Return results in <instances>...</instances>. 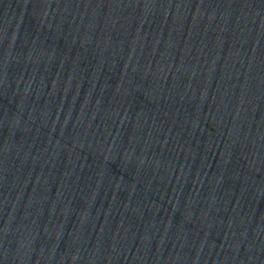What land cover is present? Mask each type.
<instances>
[{
	"label": "water",
	"instance_id": "water-1",
	"mask_svg": "<svg viewBox=\"0 0 264 264\" xmlns=\"http://www.w3.org/2000/svg\"><path fill=\"white\" fill-rule=\"evenodd\" d=\"M0 166L137 264H264V0H0Z\"/></svg>",
	"mask_w": 264,
	"mask_h": 264
}]
</instances>
